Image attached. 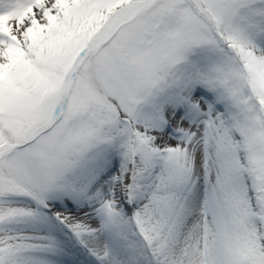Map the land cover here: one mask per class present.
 Returning <instances> with one entry per match:
<instances>
[{"label":"snow or ice","instance_id":"obj_1","mask_svg":"<svg viewBox=\"0 0 264 264\" xmlns=\"http://www.w3.org/2000/svg\"><path fill=\"white\" fill-rule=\"evenodd\" d=\"M0 264H264V0H0Z\"/></svg>","mask_w":264,"mask_h":264}]
</instances>
